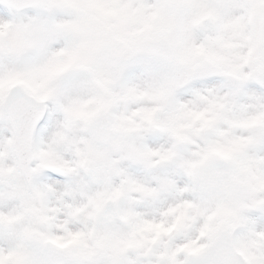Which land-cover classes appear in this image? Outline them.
<instances>
[{"label": "clouds", "instance_id": "obj_1", "mask_svg": "<svg viewBox=\"0 0 264 264\" xmlns=\"http://www.w3.org/2000/svg\"><path fill=\"white\" fill-rule=\"evenodd\" d=\"M0 264H264V0H0Z\"/></svg>", "mask_w": 264, "mask_h": 264}]
</instances>
